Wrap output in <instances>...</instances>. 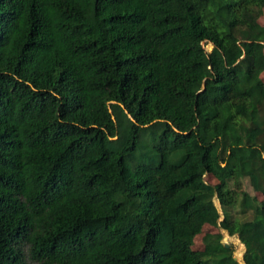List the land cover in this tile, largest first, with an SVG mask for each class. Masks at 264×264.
<instances>
[{
  "label": "trees",
  "instance_id": "obj_1",
  "mask_svg": "<svg viewBox=\"0 0 264 264\" xmlns=\"http://www.w3.org/2000/svg\"><path fill=\"white\" fill-rule=\"evenodd\" d=\"M263 16L0 0V264H264Z\"/></svg>",
  "mask_w": 264,
  "mask_h": 264
},
{
  "label": "rangeland",
  "instance_id": "obj_2",
  "mask_svg": "<svg viewBox=\"0 0 264 264\" xmlns=\"http://www.w3.org/2000/svg\"><path fill=\"white\" fill-rule=\"evenodd\" d=\"M261 23L264 24V16L260 19ZM204 46L207 50H210L212 48V44H206L204 43ZM263 80H264V71L262 72L261 74ZM245 189H248L249 191H252V189L250 188L248 182L246 181L245 182ZM216 203H217V206L220 208V203L216 200ZM222 219V218H221ZM206 229V228H205ZM221 232L224 234V239L223 241L225 243H228V244H233L235 246V257L242 263L244 264L243 262V257H244V253H245V245H244V250L241 252V246H240V239L237 237V236H231L229 235V233L225 230H221ZM203 234L199 235L198 237L195 238L194 240V248H202L203 247ZM29 264H35L31 261H29Z\"/></svg>",
  "mask_w": 264,
  "mask_h": 264
},
{
  "label": "water",
  "instance_id": "obj_3",
  "mask_svg": "<svg viewBox=\"0 0 264 264\" xmlns=\"http://www.w3.org/2000/svg\"><path fill=\"white\" fill-rule=\"evenodd\" d=\"M226 245L228 246L229 244H228V243H226Z\"/></svg>",
  "mask_w": 264,
  "mask_h": 264
}]
</instances>
